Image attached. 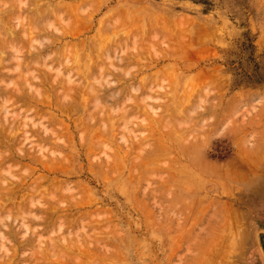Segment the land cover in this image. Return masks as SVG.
I'll use <instances>...</instances> for the list:
<instances>
[{
  "label": "rangeland",
  "instance_id": "obj_1",
  "mask_svg": "<svg viewBox=\"0 0 264 264\" xmlns=\"http://www.w3.org/2000/svg\"><path fill=\"white\" fill-rule=\"evenodd\" d=\"M92 1L0 0V264H264V0Z\"/></svg>",
  "mask_w": 264,
  "mask_h": 264
},
{
  "label": "bare ground",
  "instance_id": "obj_2",
  "mask_svg": "<svg viewBox=\"0 0 264 264\" xmlns=\"http://www.w3.org/2000/svg\"><path fill=\"white\" fill-rule=\"evenodd\" d=\"M32 1H35V0H32ZM91 1H92V0H91ZM96 1H97V0H96ZM28 2H29V1H28ZM37 2L39 3V1H37ZM85 2H86V1H85ZM92 2H93V1H92ZM92 2H89L88 5H91V8L89 7V8H90V11H93V13L95 14V13L97 12V10H98V6H99V4H100L101 1H100V2H99V1H98V2H95V0H94V2H93L94 4H92ZM33 3H34V2H33ZM38 3L35 2V4H38ZM97 3H99V4H97ZM42 4H43V3H42ZM73 4H74V3H73ZM95 4H96V5H95ZM28 5H29V4H28ZM31 5H32V4H31ZM49 5H50V4H49ZM64 5H65V3H64ZM84 5H87V4H84ZM92 5H95V7H97V8L93 9L94 6H93V8H92ZM97 5H98V6H97ZM29 6H30V5H29ZM32 6H34V5H32ZM36 6H37V5H36ZM52 6H53V4H52ZM75 6H76V5H75ZM78 6H79L80 8L82 7V5H80V3L78 4ZM78 6H77L76 8H78ZM37 7H38V6H37ZM40 7H42V6H40ZM25 8H26V7H25ZM44 8H45V7H44ZM44 8L42 7V8H40V9L43 10ZM55 8H56V7H55ZM73 8H74V11L76 12L75 7H73ZM80 8H79V9H80ZM84 8H85V7H84ZM50 9H51V8H50ZM71 9H72V7H71ZM91 9H92V10H91ZM18 10H20V8H19ZM18 10H17V13H18ZM24 10H25V9H24ZM37 10H38V9H37ZM42 10H40L38 13L41 12V13L43 14V11H42ZM81 10H82V8H81ZM88 10H89V9H87V13H88ZM12 11H13V10H12ZM33 11H34V13H32V14H35L36 9L33 10ZM54 11H55V9H54ZM58 11H59V9H58ZM64 11H65V9H64ZM85 11H86V10H85ZM90 11H89V13H90ZM124 11H125V10H124ZM14 12H15V11H14ZM20 12H21V11H19V13H20ZM29 12H30V11H29ZM49 12H50V11H49ZM49 12H48V15L50 16V13H49ZM82 12H83V15H84V16L79 15V12L76 13V15H77L79 18L84 17V18H82V19H84V20H83V23L85 24V22H87V21H88L87 19H89V18H87V15L84 14V11H82ZM121 12L124 13L123 10H122ZM121 12H120L121 17H123L125 14L122 15ZM85 13H86V12H85ZM54 14H56V12H54ZM64 14H65V13L63 12V15H64ZM94 14H91V13H90V14H88V15L90 16V18L93 19V18H94ZM114 14H115V13H114ZM58 15H59V14H58ZM63 15L61 16V14H60L61 17H63ZM68 15H69V12H68ZM85 15H86V16H85ZM109 15H110V14H109ZM111 15H112V14H111ZM31 16H32V15H31ZM40 16H41V15H40ZM71 16L73 17V15H71ZM80 16H81V17H80ZM115 16H116V14H115ZM61 17H60L59 19H61ZM69 17H70V15H69ZM85 17H86V18H85ZM110 17H111V16H110ZM119 17H120V16H119ZM9 18H11V17H9ZM30 18H31V17H30ZM32 18H34V16H32ZM32 18H31V19H32ZM44 18H45V17H44ZM48 18H49V17H48ZM56 18H57V19H56ZM56 18H55V19L57 20V22L59 21V23H60V21H61L60 24H63V23H64V22L62 23V20H59L57 16H56ZM79 18H77V19H79ZM124 18H125V17H124ZM28 19H29V18H28ZM31 19H30V25H31V22H32ZM35 19L39 20L38 17H36ZM35 19H34V20H35ZM40 19H41V21L43 22V18H40ZM50 19H51V18H50ZM52 19H53V18H52ZM62 19H63V18H62ZM85 19H86V21H85ZM116 19H117V18H116ZM116 19H115V21H114L115 23H114L113 21H111V22H113L114 24H116L117 21L119 20V19H117V20H116ZM37 20H36V21H37ZM53 20H54V19H53ZM56 20H55V22H56ZM73 20H74V19H73ZM79 20H80V19H79ZM135 20H136V19H135ZM137 20H138V18H137ZM44 21H45V20H44ZM65 21H66V19H65ZM80 21H82V20H80ZM84 21H85V22H84ZM119 21H120V20H119ZM119 21H118L117 25H115V26H118V27H119ZM132 21H134V19H133ZM38 22H39V21H37V23H38ZM42 22H41V23H42ZM50 22H51V21H50ZM53 22H54V21H53ZM70 22H71V20L68 19V22H65V24H69V25H70ZM106 22H107V21H106ZM111 22H110V23H111ZM138 22H139V21H138ZM37 23H35V25H36ZM46 23H48V21H46ZM46 23H45V24H46ZM74 23H75V22H74ZM79 23H80V22H79ZM132 23H133V22H132ZM33 24H34V23H33ZM65 24H63L64 27L66 26ZM88 24H90V23H88ZM137 24H138V23H137ZM38 25H39V23L36 25V27H37ZM63 25H62V26H63ZM69 25H67L66 27H68ZM73 25H74V24H73ZM79 25H80V24H79ZM98 25H99V24H98ZM28 26H29V24H28ZM31 26H32V25H31ZM86 26H87V25H86ZM86 26H85V28H87ZM105 26H106V25H105ZM113 26H114V25H113ZM113 26H112V27H113ZM115 26H114V28H115ZM74 27H76V26H74ZM89 27H90V25H89ZM89 27H88V28H89ZM112 27H111V28H109V26L106 27V28H108V30L106 29L105 31H104V29H102L101 27H99L100 29H102V32H101L100 30H98V32L100 31L101 33H103V31H104V35H105V34H106V31H107V35H108V34L110 33V32L108 33V31H110V29H112ZM118 27H117V28H118ZM136 27H138V26L136 25ZM32 28H33V27H32ZM69 28H70V27H69ZM147 28H148V27H147ZM168 28H169V27H168ZM23 29H24V28H23ZM64 29H65V28H64ZM67 29H68V28H66V31L68 32ZM89 29H90V28H89ZM93 29H94V28H93ZM184 29H185V28H184ZM78 30H79V29H78ZM80 30H81V29H80ZM80 30H79V31H80ZM84 30H85V29H84ZM32 31H34V30H32ZM76 31H77V30H76ZM95 31H96V30H95ZM116 31H117V30H116ZM24 32H25V31H24ZM81 32H82V31H81ZM81 32H80V34H81ZM100 32H99V33H100ZM147 32H148V31H147ZM175 32H176V31H175ZM27 33H28V32H27ZM62 33H63V32H62ZM74 33H75V32H74ZM95 33H96V32H95ZM101 33H100V34H101ZM114 33H115V32H114ZM114 33H113V34H114ZM126 33H129V32H126ZM171 33H172V32H171ZM0 34H1V33H0ZM24 34H25V33H24ZM32 34H35V33L32 32ZM32 34H30V35H32ZM48 34H49V33H48ZM97 34H98V33H97ZM97 34H96V35H97ZM131 34H133V33H131ZM182 34H184V33H182ZM59 35H61V33H60ZM62 35H65V34H62ZM75 35H76V33H75ZM107 35H106V36H107ZM109 35H110V34H109ZM109 35H108V36H109ZM73 36H74V35H73ZM73 36H72V37H73ZM76 36H77V35H76ZM76 36H75V37H76ZM78 36H79V34H78ZM98 36H99V35H98ZM100 36H101V35H100ZM108 36H107V37H108ZM184 36H185V35H184ZM28 37H29V36H28ZM30 37H31V36H30ZM58 37H59V36H58ZM64 37H66V36H64ZM101 37H102V36H101ZM148 37H149V36H148ZM103 38H104V37H103ZM27 39H28V38H27ZM31 40H32V39H31ZM90 40H91V39H90ZM98 40H99V39H97V41H98ZM100 40H101V38H100ZM106 40H107V39H106ZM138 40H139V39H138ZM0 41H1V39H0ZM2 41H3V39H2ZM83 42H84V41H83ZM91 42H92V41H91ZM91 42H90V43H91ZM98 42H99V43H97V45L102 47V48H99V52H98V53H100V52H102V51L104 52V50H106V47L102 45L103 40L98 41ZM147 42H148V41H147ZM147 42H146V43H147ZM173 42H174V41H173ZM193 42H194V41H193ZM0 43H1V45L4 44V42H3V43L0 42ZM50 43H51V42H50ZM80 43H82V42H80ZM80 43H79V45H80ZM190 43H191V42H190ZM184 44H186L185 41H184ZM76 45H77V44H76ZM82 45H83V43H82ZM82 45H80V46H82ZM104 45H105V43H104ZM106 45H107V43H106ZM191 45H192V44H191ZM3 46H4V45H2V47H3ZM26 46H27V45H26ZM73 46H74V45H73ZM94 46L96 47V45H94ZM94 46H93V47H94ZM136 46H137V45H136ZM136 46H135V47H136ZM2 47L0 46V48H2ZM4 47H5V46H4ZM89 47H90V46H89ZM91 47H92V46H91ZM91 47H90V48H91ZM93 47H92V48H93ZM78 48H79V47H78ZM18 49H19V48H18ZM67 49H68V48H67ZM67 49H66V50H67ZM79 49H80V48H79ZM93 49H94V48H93ZM93 49H91V50H93ZM0 50H1V49H0ZM94 50H95V49H94ZM94 50H93V51H94ZM78 51H79V50H78ZM97 51H98V50H97ZM17 52H18V51H17ZM91 55H92V54H91ZM138 55H139V54H138ZM198 55H199V54H198ZM15 58H16V57H15ZM94 58H95V57H94ZM123 58H124V57H123ZM139 58H140V57H139ZM16 59H17V58H16ZM76 59H77V58H76ZM100 59H101V58H100ZM78 60H79V59H78ZM125 60H126V59H125ZM125 60H124V61H125ZM81 61H82V60H81ZM95 61H96V60H95ZM2 62H3V61H2ZM91 67H92V65H91ZM75 70H76V69H75ZM90 71H91V69H90ZM0 72H1V71H0ZM83 76H84V75H83ZM88 76H89V75H88ZM88 76H87V77H88ZM69 81H70V80H69ZM71 82H72V81H71ZM71 82H70V83H71ZM0 84H1V83H0ZM0 86H1V85H0ZM85 86H86V85H85ZM6 87H7V86H6ZM72 88H73V87H72ZM1 89H2V88H1ZM1 89H0V92H1ZM7 89H8V88H6V90H7ZM69 89H70V88H69ZM69 89H68V91H71V90H72V89H71V90H69ZM6 90H5V92H6ZM92 90H93V89H92ZM14 91H15V90H14ZM72 91H73V90H72ZM72 91H71V92H72ZM3 92H4V89H3ZM5 92H4V94H2V95H5ZM8 94H9V93H8ZM16 94H17V93H16ZM44 94H45V93H44ZM4 97H5V96H4ZM9 97H10V98H9ZM9 97L6 96V98H8V99H10V100H11V98H13V97H11V96H9ZM17 97H18V96H17ZM22 97H23V96H22ZM2 98H3V97H2ZM8 99H7V102L10 103V101H9ZM5 100H6V99H5ZM5 100H4V101H5ZM13 100H14V98H13ZM15 101H18V100L15 99ZM34 101H35V100H34ZM12 102H13V101H12ZM37 102H38V101H37ZM8 103L3 102L4 105H3V104H2V105L5 107V106H7V105H5V104H8ZM23 103H24V102H23ZM4 107H2V108H4ZM27 107H28V106H27ZM0 109H1V108H0ZM4 110H5V113L8 111L7 109L4 108L2 112H4ZM6 110H7V111H6ZM36 116H37V115H36ZM12 136H13V134H12ZM96 136H97V135H96ZM101 136H102V135H101ZM8 137H9V136H8ZM7 139H8V138H7ZM0 140H1V139H0ZM97 143H99V142H97ZM159 149H160V148H159ZM1 152H2V151H1ZM0 154H1V153H0ZM0 156L3 157V156H6V154H5V155L1 154ZM9 156H10V155H9ZM23 156H24V155H23ZM6 157H7V156H6ZM29 157H30V156H29ZM4 158H5V157H4ZM7 158H8V157H7ZM0 159H2V158H0ZM0 162H1V160H0ZM7 164H8V163H7ZM49 174H50V173H49ZM243 175H244V174H243ZM2 202H3V201H2Z\"/></svg>",
  "mask_w": 264,
  "mask_h": 264
}]
</instances>
